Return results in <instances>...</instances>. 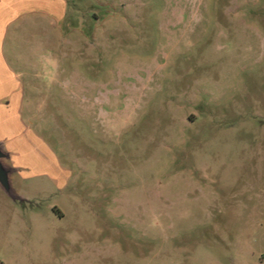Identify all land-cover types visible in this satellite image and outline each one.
<instances>
[{
  "label": "rangeland",
  "instance_id": "rangeland-1",
  "mask_svg": "<svg viewBox=\"0 0 264 264\" xmlns=\"http://www.w3.org/2000/svg\"><path fill=\"white\" fill-rule=\"evenodd\" d=\"M9 73L0 264H264V0H0Z\"/></svg>",
  "mask_w": 264,
  "mask_h": 264
},
{
  "label": "crops",
  "instance_id": "crops-1",
  "mask_svg": "<svg viewBox=\"0 0 264 264\" xmlns=\"http://www.w3.org/2000/svg\"><path fill=\"white\" fill-rule=\"evenodd\" d=\"M15 81L17 80H15L14 75L11 73L0 80V143L3 145L4 151L9 155L7 163L14 169L13 174L25 166L19 157V138L24 134L22 131L24 123L20 116V107L23 99L20 95V90L17 88L18 84ZM10 84H16L14 85L15 88H12ZM3 128L8 130L6 135L3 133ZM52 157L54 160L49 158L52 164L47 161L49 163V170L52 172L51 174H57L62 177L65 174L64 170L57 164L55 156ZM44 161L45 159L40 157L39 162L44 163Z\"/></svg>",
  "mask_w": 264,
  "mask_h": 264
},
{
  "label": "water",
  "instance_id": "water-1",
  "mask_svg": "<svg viewBox=\"0 0 264 264\" xmlns=\"http://www.w3.org/2000/svg\"><path fill=\"white\" fill-rule=\"evenodd\" d=\"M9 155L4 151L3 145L0 143V185L4 191L15 199L23 200L19 197L12 188L11 176L14 169L11 168L7 160Z\"/></svg>",
  "mask_w": 264,
  "mask_h": 264
}]
</instances>
